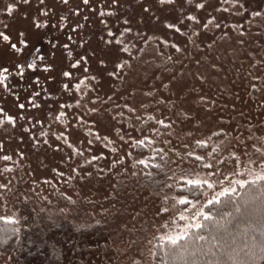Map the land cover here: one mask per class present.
<instances>
[{
    "label": "snow or ice",
    "instance_id": "obj_1",
    "mask_svg": "<svg viewBox=\"0 0 264 264\" xmlns=\"http://www.w3.org/2000/svg\"><path fill=\"white\" fill-rule=\"evenodd\" d=\"M135 3L151 28L139 27L143 15L125 14L122 0H6L0 8V50L14 54L0 62V98L13 99L0 103V244L22 245L31 232L21 205L38 199L53 207V193L73 209L78 200L94 205L84 195L97 177L110 181L104 200H115L131 178L157 194V214L165 216L147 239L153 264H264V116L252 115L264 114V39H253L264 37V12H249L247 0ZM21 6L33 9V30L76 34L65 33L59 46L56 92L48 87L55 66L28 30L12 28ZM93 34L99 51L86 47ZM224 44L246 65L244 95L232 93L239 107L209 92ZM37 72L46 75H26ZM23 80L30 83L20 90ZM41 151L53 163L37 178L31 155Z\"/></svg>",
    "mask_w": 264,
    "mask_h": 264
},
{
    "label": "rangeland",
    "instance_id": "obj_2",
    "mask_svg": "<svg viewBox=\"0 0 264 264\" xmlns=\"http://www.w3.org/2000/svg\"><path fill=\"white\" fill-rule=\"evenodd\" d=\"M5 2L6 0H0V8L4 7ZM122 3L125 4V14L134 21L142 15L145 17L146 23L139 27L145 29L152 27L151 21L147 19V14L142 13L135 0H122ZM246 7L249 12L254 10L264 12V0H247ZM25 12L28 13V19H24L22 16ZM32 12L31 6H21L13 17L12 28L28 30L31 33L30 39L40 47L47 62L55 66L56 71L51 75H55L56 80L52 81L48 87L51 91L56 92L61 82L59 70L64 67V57L61 55L59 46L67 41L65 33L73 36L76 34L69 32L68 29L59 32L51 27L47 30H33L31 26ZM86 31L94 33L97 28L88 29L86 26ZM76 38L79 39V37ZM253 39H264V37ZM86 47L90 50H100L101 42L97 39L96 34H93ZM232 47L233 45L229 44L221 46L222 59L219 63L223 64V68L218 73H211L209 81V92L222 93L220 104H227L229 108L233 103H237L238 107L242 104V101H235L232 98V93L239 91L241 96L244 95L239 77L246 68V65L240 67L241 60L239 58L233 61V58L226 54L227 50ZM12 59H14L13 53L0 50V62L8 64ZM92 67H95L94 62ZM26 75L32 77L38 75L43 78L46 74L37 72ZM137 75H140L139 71ZM13 83L15 84L16 81L14 80ZM28 83L30 80L20 81L17 88L22 90ZM0 103L10 106L13 99L12 97H8L7 100L0 98ZM249 107L250 105L244 106V110L247 112ZM252 115L264 116V114L255 111ZM107 118V115L101 117V123L103 124ZM210 118L214 120V114ZM92 119H96V117H92ZM101 131H103V127H101ZM11 147L15 148L17 145L13 143ZM31 162L32 167L37 169V178L48 176L44 164L53 163L50 154L42 151L33 154ZM231 167L232 163L229 162L223 170L229 172ZM25 168L27 170V165ZM19 175L23 177L24 181L28 180L24 172ZM142 184V180L138 184L129 178L115 200L105 201L104 196L111 191L110 181L107 177L104 179L97 177L88 183V189L91 191L86 190L84 195V201L94 199V205L78 200V207L73 209L63 200L57 199L59 193H53L50 197L53 207L42 204L38 199L27 205H21L22 212L28 217V222L31 225V232L24 237L23 244L17 242L10 253L5 254L0 251V264H133L134 259H138L140 264H153L149 252L151 245L147 244V239L158 235L155 228L166 221L164 215L157 214L162 206L157 194L151 188L141 186ZM21 187L25 188L27 185L22 181ZM43 187L46 189V194L52 192V189L47 186ZM12 203H16L15 198H12ZM33 208H35V212L32 211ZM42 208H47V214L41 211ZM59 208L69 210V214H59L57 211ZM92 212L96 213L94 218L91 215ZM102 212L106 214L101 215ZM95 221H99V224H96ZM85 226L87 230L82 231L81 228Z\"/></svg>",
    "mask_w": 264,
    "mask_h": 264
},
{
    "label": "trees",
    "instance_id": "obj_3",
    "mask_svg": "<svg viewBox=\"0 0 264 264\" xmlns=\"http://www.w3.org/2000/svg\"><path fill=\"white\" fill-rule=\"evenodd\" d=\"M257 237L259 238V235L257 233ZM9 244H10V247H9ZM9 244H0V251L2 253H10L13 249H14V246L17 244V243H11L9 242Z\"/></svg>",
    "mask_w": 264,
    "mask_h": 264
}]
</instances>
